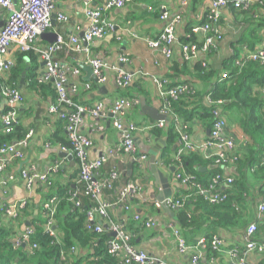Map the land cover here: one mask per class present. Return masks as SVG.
<instances>
[{
	"label": "crops",
	"instance_id": "obj_1",
	"mask_svg": "<svg viewBox=\"0 0 264 264\" xmlns=\"http://www.w3.org/2000/svg\"><path fill=\"white\" fill-rule=\"evenodd\" d=\"M111 0H93L91 6L93 8L107 7ZM56 12L64 13L68 20L64 23L57 21L52 22L51 28L47 31L49 34H57L64 40H69L71 36H76L83 44L84 32L89 26V21L85 16L84 0H55ZM211 0H130L121 8H111L106 12V18L116 25V30L103 39L96 40L91 46V57L107 64L105 84H98L94 75L89 74L82 69V66L88 59L85 55L74 54L72 52L62 51L57 54V60L63 64L80 67L81 74L79 76L69 73L67 92L71 98L74 107L64 108L58 113L51 112V107L58 101L54 96L55 88L52 82H42L43 88H33L31 82L25 81V72L21 79H17L20 83V90L23 93L24 101L16 106H12L7 100L0 101V125L3 116L10 110H14L19 120L20 128L25 131H33V136L24 148H20L22 155L20 158H14L13 163L7 170L6 175L11 173L14 176L9 181L7 191L0 189V207L14 206L23 200L29 201L28 217L19 232L27 228L26 223L40 225L39 218H42V205L47 196L58 190L59 187L72 184L75 187L79 164L76 158L70 161L68 158L62 157L61 144L67 141L68 132L66 131L67 120L61 116L76 111V107H93L97 102L104 101L106 107L109 108L114 101L119 98L120 94H126L121 91L115 82V69H123L133 76L131 86L132 94L135 95L139 103L130 109L128 119L132 122L145 127L134 136L135 145L140 156H148L150 159L151 151L160 146V152L157 159V167L164 177L169 180L173 190V198L186 193L189 187L177 181L175 178L176 168L173 160L175 158L179 143L168 145V135L165 132L157 135L153 132L155 129L149 128L157 121H154L142 112V102L147 106L161 111L162 98L159 89L155 83L157 78H168L176 83H189L192 85L200 96L203 98L208 91L216 86L219 74L213 78L211 83L200 81L195 65L201 60L209 63L211 71L215 70L221 63L230 57L234 50L241 53L246 49L248 51L255 50L258 46L264 44V30L259 29L257 35L250 36V24L240 14L241 10L230 7L228 11L222 12L221 27L224 32V41L210 56L199 55L198 59L186 61L181 49L180 43L175 45L172 58L166 59L160 52L152 49L148 45V41L156 39L165 27L161 20L162 10L169 14L168 20L181 16L182 20L176 28L178 42L187 40L190 42L201 43L203 36L194 34L193 27L202 24L207 12L209 11ZM9 17L8 10L0 5V27ZM261 17L264 18V12ZM55 19V16H54ZM248 35L244 44L237 41L241 35ZM252 40L257 43L253 44ZM184 42V41H183ZM40 47L48 46L49 43L40 38L38 41ZM254 48L253 50L251 48ZM13 51V52H12ZM17 49L13 48L6 59H15ZM238 57V58H239ZM125 59L126 61H123ZM38 67L36 74L38 81L43 74L41 60L38 58ZM26 66L30 65V61L26 60ZM219 71H222L219 70ZM224 72V71H222ZM221 72V73H222ZM24 79V84L21 81ZM2 82V80H0ZM41 82V81H40ZM220 79H219V82ZM53 85V86H52ZM77 86L78 92L75 93L73 86ZM91 85L87 90L86 86ZM257 89H260V87ZM262 89V88H261ZM260 89V90H261ZM203 100V99H202ZM204 102L209 104L206 96ZM9 109V110H8ZM225 120V137L231 138L236 143V152L238 154L249 153L250 140L245 136L241 128V117L236 114L233 117L229 112L221 110L219 112ZM113 116L109 114L108 121L103 122L104 131L98 130L96 120L89 114L85 113L81 116V121L77 126L80 134L89 137L93 145L89 150V159L96 160L101 157L106 158V163L102 168V175L107 176L113 169L123 170L127 179L138 183L142 188V194L135 201L137 212L141 215L142 220L153 217L157 225L154 228H145L141 222H135L131 218V214L123 211L121 208H113L110 210V218L117 224H125L128 228L141 227L136 235L137 248L144 250L151 257L166 262L167 264H189L191 256L189 253L181 254L178 251L176 241L174 239V231L184 236L187 244L193 245L194 242L208 235L214 236L208 222L202 220L195 223L192 229H184L180 227L178 219V210L172 209H156L153 205L158 200V194L162 191L160 187L155 185L148 162L146 167L140 168L138 161L134 157L119 153L115 150L121 143L120 133L113 128L111 124ZM167 126V124H166ZM165 126V127H166ZM164 127V128H165ZM190 128V136L192 142L197 147H202L211 139V129L202 123H196ZM166 129V128H165ZM163 142V143H162ZM16 144V143H14ZM168 148V149H167ZM167 151V152H166ZM209 151L206 153L209 154ZM168 153V155H167ZM165 154V155H164ZM148 159V160H149ZM163 159V160H162ZM167 160L169 163H167ZM60 166L58 174H50V182L52 185L36 184L30 190L27 188L26 181L21 177L22 170L35 168L39 174H48L50 170ZM222 169L225 167H221ZM204 171L215 169L210 165ZM10 172V173H9ZM225 178H233L237 180L241 176L236 166H229L224 169ZM9 176V177H10ZM242 181V182H241ZM240 183L245 184L244 180ZM234 186L227 187L223 185L222 189H232L236 194L239 190H234ZM248 190L243 191L247 195L245 202L238 204L239 211L243 214L245 224L258 223L259 232L256 236L257 240H264V213L259 210V205L264 203V182H250L247 186ZM220 188V189H221ZM191 189V188H190ZM242 193V196H243ZM98 223H103L107 227V222L98 218ZM133 223V224H131ZM192 230V231H190ZM217 235V234H216ZM218 237L222 241L221 249L230 250L235 247H243L245 245V228L224 229L218 231ZM214 260H207V253L203 254L205 264H229V257L225 253L215 255ZM251 259H255V255H251ZM257 260V259H256ZM260 262V261H259Z\"/></svg>",
	"mask_w": 264,
	"mask_h": 264
},
{
	"label": "built area",
	"instance_id": "obj_2",
	"mask_svg": "<svg viewBox=\"0 0 264 264\" xmlns=\"http://www.w3.org/2000/svg\"><path fill=\"white\" fill-rule=\"evenodd\" d=\"M130 0H111L107 7L93 8L91 6L93 0H84L85 16L89 21V26L84 32V45L76 36H71L69 40H64L58 37V41L54 44H49L45 47H40L38 41L40 36L51 28L53 17L59 23L67 22L68 17L61 12H56L55 0H0V5L8 10L9 17L6 22L0 27V101L7 100L12 106H16L24 101V96L21 90L12 88L8 84L12 69L16 66V60L6 59L13 48L20 52H35L41 62L45 63L43 74L40 76L41 82H52L58 94V101L51 107V112L58 113L64 108L74 107L71 98L67 92L68 75L73 73L77 76L81 74L80 67L75 68L70 64L62 63L57 60V54L62 51L72 52L74 54L85 55L88 59L84 64H87L93 69L94 75L97 78L98 84H105L107 82L106 69L107 64L103 61L91 57V46L96 40L113 34L116 30V25L106 18L107 10L111 8H121ZM264 0H211L209 11L202 24L193 27L194 34L202 35V42H178L176 34L177 25L181 23V16L168 20L169 14L162 10L161 20L165 27L161 34L156 39L148 41L150 48L160 52L166 59L173 56L175 45L180 43L182 52L186 61H193L198 59L199 55L210 56L212 52L224 41V32L221 27L222 12L228 11L230 7L243 12H248L256 2L262 3ZM13 52V51H12ZM123 61H126L123 59ZM249 61L260 62L264 64V44L258 46L253 51L244 50L241 56L235 60V65L242 68ZM202 66L209 68L206 60H201ZM229 78L225 72L222 74L220 82ZM115 82L119 90L126 91L128 87L132 86L133 76L128 74L123 69H115ZM155 83L159 89L162 98L161 113L171 118V107L183 94L192 95L196 90L191 88L187 83H177L175 86H170L168 78H157ZM87 90L91 85L86 86ZM74 92H78V87L73 86ZM194 89V90H193ZM264 92V88L261 89ZM114 103L107 108L104 101L97 102L93 107H76V111L71 112L70 116L63 114L61 116L68 121L66 131L68 132V139L72 144L73 150L62 148L63 152L73 155L79 164V173L76 184H88L84 193H74L71 200L75 202L77 208L82 206V198L88 197L93 203V207L88 212L87 228L98 233L107 231L111 239L108 242L107 250L109 255L115 257L118 261L125 264H167L155 257H151L144 250L132 245V235L124 224H117L110 218V210L113 208H121L123 211L131 214V218L135 222H141L146 228H154L157 225L153 217L147 219L141 218L137 212V207L133 202L142 194L141 186L126 178L125 172L119 169H113L107 176L102 175V168L106 163V158L101 157L96 160L89 159V150L93 145L92 140L80 134L77 126L81 121V116L89 113L95 120L98 130L104 131L105 125L103 122L108 121L109 114L113 118L111 124L121 136V143L115 149L119 153H124L134 157L138 161L140 168H145L149 161L148 156H140L138 154L134 136L137 132L142 131L145 127L140 126L128 119L130 109L139 103L137 98H128L125 94H120ZM210 102L209 98H207ZM17 113L14 110H9L2 118L0 131L6 134L12 133L19 125V120L16 117ZM217 119L211 129V139L202 147H197L193 144L190 134H188L183 124L176 123L179 131L178 149L175 159L180 160L182 156L194 152H202L208 158H214L217 164L222 161L234 163L236 156V143L233 139L225 137V120L221 117L219 112L216 113ZM166 126L165 121L156 122L149 126L153 129H163ZM33 136V131H29L26 138L16 144H7L0 150V189L7 191L9 181L13 179L11 173L7 176V170L13 163L14 158H20L22 155L19 152L20 148L28 145V142ZM264 163V158H263ZM60 166L53 167L48 174H39L33 167L22 170L21 177L26 181L27 188L30 190L36 184H48L50 174H57ZM178 170L175 174L177 181L189 186L191 190H197L200 194L207 196L212 204L224 202L226 196L217 193L215 182L216 178L208 189H204L200 184L198 185L192 176L185 175L181 170L182 166H177ZM10 173V172H9ZM10 176V177H9ZM232 179L227 180V184H232ZM105 191H114L115 197L112 195H105ZM58 204V197L52 196L45 200L42 205V213L46 220L45 231L52 237H56V228L54 217L56 215ZM29 205L28 200L18 202L14 206L0 207L2 214L1 226H5L8 219L12 221L18 220L22 216V211ZM156 209H172L179 210L183 208V203L176 198H168L164 201H155L153 203ZM259 210L264 213L263 203L259 205ZM98 218L107 222V227L103 223H98ZM258 228L256 224H251L245 232V250L241 251L235 247L230 250H222V241L219 237H213L211 247L220 255L225 253L229 257V264H256L251 255L255 257L264 256V243L256 241L255 234ZM34 228L29 226L24 231L19 232L14 239L16 246L26 245L31 240ZM115 237H112V235ZM174 239L177 244L178 251L181 254L189 253L191 256L189 264H205L203 254L205 255V248L208 245L206 239H200L195 245H188L179 230L174 231ZM37 246L33 245V249ZM77 249L71 248L70 253L76 254ZM62 260L67 258L65 252L61 251ZM214 256L207 260H214Z\"/></svg>",
	"mask_w": 264,
	"mask_h": 264
},
{
	"label": "trees",
	"instance_id": "obj_3",
	"mask_svg": "<svg viewBox=\"0 0 264 264\" xmlns=\"http://www.w3.org/2000/svg\"><path fill=\"white\" fill-rule=\"evenodd\" d=\"M231 9L234 11L233 7ZM262 12H264V1L262 3H254L248 12L241 11L235 15L240 14L244 17V20H247L250 24L249 27H251L249 28L248 35L250 34V36L253 35L255 37L259 29L264 30V18L261 17ZM247 36L244 34L241 35L237 43L244 44ZM182 42L188 43L190 41L184 39ZM252 43L256 44L257 41L252 40ZM251 49L253 50L254 48L252 47ZM16 53V66L12 69L10 79L8 80L9 86L20 90V83H18L17 79H21L24 71H26L25 81L31 82L33 88H43V85L46 84L38 81V76L35 73L38 67L37 54L35 52L24 53L18 50ZM239 53V51L236 52L234 50V53L217 68L212 66L215 69L213 71L209 70L210 66L208 62L209 68L203 67L201 62L196 64L195 70L198 73L200 81L211 83L216 75L220 73L218 77L221 79L222 74L225 72L229 75V78L221 83H218V79L216 86L208 91L203 98L194 89L195 93L192 95L183 94L172 104L170 109L171 118L169 124L165 127L166 129L163 128L153 131L157 135L166 131L168 145L171 146L176 144L179 138L176 123L183 124L186 127L185 131L190 134L189 126L197 122L212 129L214 122L218 118L216 113L221 112V110L223 112L228 111L233 117H236V114L241 117V128L251 144L248 150L249 153L238 154L235 152L237 159L234 163L222 161L220 164H217L214 158L207 159L205 157L206 154L202 152L190 153L182 156L180 160L175 158L173 160L175 168L181 165V171L187 176H192L195 182L198 185L200 184L204 189H208L212 182L218 178L214 183L217 187V193L226 196L224 202L212 204L207 196L200 194L195 189L191 190L188 186L189 190L184 195L181 194L176 197L177 200L183 203V208L179 209L177 213L180 227L192 229L195 227L197 221L202 220V222H208L212 232H215L214 236L208 235L204 237L208 242L205 248L208 259L218 255L211 247L213 237H218V231L240 227H244L245 232L247 231L251 224H245L243 214L238 209V204L241 201H246L247 195L243 191L248 190L247 186L250 185V182H264V92L260 90L264 88V64L249 61L244 67L238 68L235 65V60L239 57ZM27 59L30 61L29 66H26ZM221 69L224 72L219 71ZM169 82L172 87L178 83L171 80ZM1 84L2 82L0 81ZM189 86L193 88L192 85L189 84ZM257 87H260V89H257ZM54 92V96L57 98L56 90ZM133 94L131 86L128 87L127 93L125 94L126 97L134 98L135 95ZM205 96L209 98V104L204 102ZM28 132L20 128V123L10 134L0 131V150L7 144L23 141ZM61 147L67 150H73L69 139L62 142ZM167 163H169L168 160ZM210 165L219 166L208 171H200L201 168H208ZM229 166H236L240 171L241 176L237 180L231 177H224V169ZM221 167L225 168L222 169ZM228 179H232V184H227ZM241 180H244L245 184L240 183ZM47 185L51 186L52 183L49 181ZM223 185L227 187L234 186V190L238 189L239 191L234 194L232 189H222L221 187ZM87 186L88 184L85 183H77L75 187L72 184H68L59 187L58 190L47 196L46 200L55 195L58 197L57 210L54 217L56 237L50 236L45 231L44 226L46 220L42 213V218H39L40 225L32 226L34 232L31 240L26 245L16 246L14 239L17 237L25 223V219L29 215L27 212L29 205L22 211V216L18 220L12 221L8 219L5 222V226L0 225V264H125L109 255L107 245L111 236L107 231L98 233L87 228V214L94 206V202L88 197H83L82 206L77 208L75 202L71 200V196L74 193H84ZM105 195L115 197V192L105 191ZM136 200L133 202L135 203ZM1 222L2 214L0 213V224ZM255 224L257 225L258 231L254 239L264 243L263 239H256L259 227L258 223ZM124 226L131 232V243L136 246L135 234H137L141 227H135L134 225L130 227V225L128 228L125 224ZM198 241L191 243L195 245ZM33 245L37 247L33 249ZM71 248L77 249L75 255L70 253ZM239 249L244 251L245 245ZM61 251L67 255L65 260H62ZM254 260L257 262L256 264H264V256H260V258L256 256Z\"/></svg>",
	"mask_w": 264,
	"mask_h": 264
},
{
	"label": "water",
	"instance_id": "obj_4",
	"mask_svg": "<svg viewBox=\"0 0 264 264\" xmlns=\"http://www.w3.org/2000/svg\"><path fill=\"white\" fill-rule=\"evenodd\" d=\"M53 21H54V17H53ZM58 37L59 36L57 34H49V33H44L40 36V38L45 39L49 44L56 43L58 41ZM84 43H85L84 45H86L85 41ZM41 66L42 68H44L45 63L42 62ZM81 68L84 69L89 74V76L93 75V69L90 66H82ZM95 82H97V79H95ZM21 83L24 84V79L21 81ZM142 112L144 113V115L149 116L154 121L157 122L165 121L166 124H169L170 122V119L167 115L162 114L161 111H159L158 109L147 106L144 101L142 102ZM159 152H160V146H157L156 148H154V150L151 151L150 153L151 157L148 161V167L153 178L155 179V185L162 189V191L158 194V201L162 202L165 199L173 197V190L170 186L169 180L166 177H164L162 172L157 167V159ZM62 157L68 158V160L70 161L73 159V156H70L67 153H62ZM218 166L219 165L214 166V168H217ZM204 170L206 169H202V168L200 169V171H204ZM26 226L29 227L32 225L29 222H27ZM112 237H115V235L113 234Z\"/></svg>",
	"mask_w": 264,
	"mask_h": 264
}]
</instances>
